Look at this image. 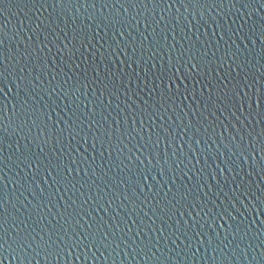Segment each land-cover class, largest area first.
<instances>
[{
	"label": "water",
	"instance_id": "95a60500",
	"mask_svg": "<svg viewBox=\"0 0 264 264\" xmlns=\"http://www.w3.org/2000/svg\"><path fill=\"white\" fill-rule=\"evenodd\" d=\"M0 264H264V0H0Z\"/></svg>",
	"mask_w": 264,
	"mask_h": 264
},
{
	"label": "snow or ice",
	"instance_id": "6c2138e0",
	"mask_svg": "<svg viewBox=\"0 0 264 264\" xmlns=\"http://www.w3.org/2000/svg\"><path fill=\"white\" fill-rule=\"evenodd\" d=\"M61 2H62V0H61ZM21 247H23V246H21ZM30 247V246H29Z\"/></svg>",
	"mask_w": 264,
	"mask_h": 264
}]
</instances>
